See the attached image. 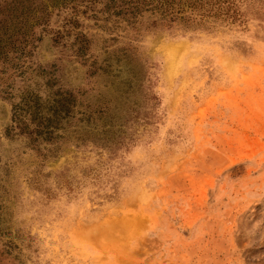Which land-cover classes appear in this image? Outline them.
<instances>
[{
    "label": "rangeland",
    "instance_id": "374dc122",
    "mask_svg": "<svg viewBox=\"0 0 264 264\" xmlns=\"http://www.w3.org/2000/svg\"><path fill=\"white\" fill-rule=\"evenodd\" d=\"M0 264H264V0H0Z\"/></svg>",
    "mask_w": 264,
    "mask_h": 264
},
{
    "label": "trees",
    "instance_id": "16d2710c",
    "mask_svg": "<svg viewBox=\"0 0 264 264\" xmlns=\"http://www.w3.org/2000/svg\"><path fill=\"white\" fill-rule=\"evenodd\" d=\"M23 35H26L25 33ZM23 39H25L24 41L26 42V37L22 36Z\"/></svg>",
    "mask_w": 264,
    "mask_h": 264
},
{
    "label": "bare ground",
    "instance_id": "6f19581e",
    "mask_svg": "<svg viewBox=\"0 0 264 264\" xmlns=\"http://www.w3.org/2000/svg\"><path fill=\"white\" fill-rule=\"evenodd\" d=\"M170 48H171V47H170ZM168 51H169V52H172L173 50H171V49H168Z\"/></svg>",
    "mask_w": 264,
    "mask_h": 264
}]
</instances>
